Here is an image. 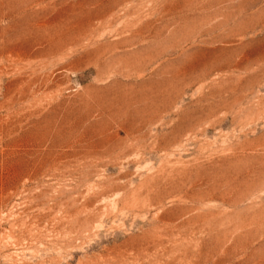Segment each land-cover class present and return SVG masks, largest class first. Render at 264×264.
Returning <instances> with one entry per match:
<instances>
[{"label": "rangeland", "instance_id": "rangeland-1", "mask_svg": "<svg viewBox=\"0 0 264 264\" xmlns=\"http://www.w3.org/2000/svg\"><path fill=\"white\" fill-rule=\"evenodd\" d=\"M0 264H264V0H0Z\"/></svg>", "mask_w": 264, "mask_h": 264}]
</instances>
